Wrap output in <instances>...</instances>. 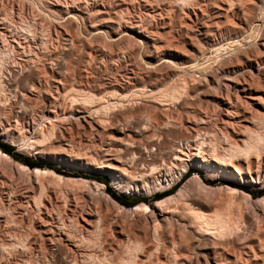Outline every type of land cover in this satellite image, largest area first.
I'll return each instance as SVG.
<instances>
[{
  "label": "rangeland",
  "instance_id": "1",
  "mask_svg": "<svg viewBox=\"0 0 264 264\" xmlns=\"http://www.w3.org/2000/svg\"><path fill=\"white\" fill-rule=\"evenodd\" d=\"M226 1L0 0V50L9 54L6 64L14 73L12 82L16 89V94L0 96V142L12 148L11 153H5L32 170L50 169L66 177L98 183L113 199L97 192L94 186L80 189L81 186L69 185L70 203L74 206L79 202L72 215L71 207L63 206V209L57 187L50 185L43 207L47 209L49 201L54 200L61 210L55 209L57 212L48 216L41 207L42 214L32 199L39 191L37 178L15 163L0 160V264H122L131 254L128 248L132 240H139L143 246L135 264H171L174 260L182 264H264V204L258 200L264 197V192L253 196L247 191L264 189V150L250 154V158L237 156L227 166L213 158L214 151L220 156L227 155L230 144L237 141L232 130L234 125L226 123L227 118L216 102L226 99L228 93L232 95L234 82L239 79L247 78L254 88L263 89L264 79L258 80L256 69L250 72L248 60L259 62L261 59L264 2H257L258 6L251 10L247 1L243 12H248L243 13L238 10L236 0H229L235 7ZM74 88L105 99L99 98L103 103H97L90 110L82 109L80 104L70 101L76 96ZM114 89L121 94L109 97ZM259 93L262 94L256 92ZM232 98L237 101L236 93ZM99 108L100 111L108 108V117L90 118ZM45 114L53 117L58 126L56 136L33 149L29 147V140L40 136L49 126ZM101 119L106 127L103 121H98ZM181 134L188 135L189 142H182ZM24 135V141L13 142ZM113 137L133 144L130 151L116 149ZM147 138L157 140L161 146L149 147ZM109 144L116 146H112V156L105 155L108 152L104 154L103 148ZM164 144H174L177 155H182L180 160L171 157L164 161L162 154L168 151ZM134 153L136 163L126 161V171L117 178L125 186L114 183L118 172L96 168L119 155L129 160ZM156 156L159 166L152 171L150 164L157 160ZM17 157L46 165L29 167ZM238 166L243 178L235 171ZM144 170L147 175L141 174ZM189 170V175L179 182ZM107 186L119 196L140 199L134 205H123L107 192ZM181 189L182 196L188 197L178 196ZM229 189L238 192L231 193ZM168 197L173 198L161 207L167 208L165 212H175L168 213L167 221L161 222L155 231L159 213L155 206ZM185 201L192 207L186 206ZM230 201L240 212L234 225L225 227L221 233L213 227L205 230L207 234L202 230V236L192 233L190 226L197 223L200 210L208 214L207 220H212L211 215L218 209H228ZM139 204H147L148 210H132ZM99 213L103 218L100 240L91 239L86 231L82 232L86 225L82 218L91 214L99 216ZM43 226L49 235L41 233ZM68 233L70 237H78L67 242L65 234ZM80 237L82 242L77 241ZM86 239L92 240V244H83ZM51 240L68 246L81 242L85 248L69 250L65 258ZM147 246L152 252L157 248L152 261L145 258L150 251Z\"/></svg>",
  "mask_w": 264,
  "mask_h": 264
},
{
  "label": "bare ground",
  "instance_id": "2",
  "mask_svg": "<svg viewBox=\"0 0 264 264\" xmlns=\"http://www.w3.org/2000/svg\"><path fill=\"white\" fill-rule=\"evenodd\" d=\"M190 1V0H189ZM247 1H249L248 3H247ZM223 2H224V0H223ZM229 3V5H232L233 3L231 2V1H226V3ZM231 2V3H230ZM235 2V1H234ZM257 2H259V3H261L262 2V0H236V6L238 7V10L239 11H242L243 12V10H245V8H247L246 7V3H247V5H249L250 6V9L251 10H255V8L254 7H256V4H257V6H258V3ZM263 2H264V0H263ZM225 3V4H226ZM235 3L233 4V7H235L234 5H235ZM183 4V3H182ZM249 6H248V8H249ZM261 6V5H260ZM232 7V8H233ZM223 8V7H222ZM222 8H220V9H222ZM230 8H231V6H230ZM229 8V9H230ZM228 9V8H227ZM54 10V9H53ZM223 10L224 11H227L226 9H224L223 8ZM233 10V9H232ZM235 10V9H234ZM249 10V9H248ZM262 10H264V9H262ZM51 11H52V9H51ZM231 11V10H230ZM237 11V10H236ZM244 12H248V11H244ZM243 12V13H244ZM252 12V11H251ZM262 13V12H261ZM234 14H235V12H234ZM246 14V13H245ZM249 14V13H248ZM247 14V15H248ZM239 15V14H238ZM252 15V14H251ZM229 16V15H228ZM231 16V15H230ZM234 16V15H233ZM242 16H244V15H242ZM246 16V15H245ZM249 16H250V14H249ZM255 16H256V14H255ZM241 17V16H240ZM252 17V16H251ZM264 17V16H263ZM71 18V17H70ZM229 18V17H228ZM248 18V17H247ZM228 20H230V19H228ZM232 20H234V19H232ZM244 20H245V17H244ZM71 22V21H70ZM228 22V21H227ZM231 22V21H230ZM246 22V21H245ZM225 24H227V23H225ZM221 25V24H220ZM241 25H243V23L241 24ZM240 26V25H239ZM225 28V27H224ZM244 28V27H243ZM263 32V31H262ZM129 34V33H128ZM263 34V33H262ZM262 36V35H261ZM260 51H261V53H259V55L261 54L262 55V57H261V55L259 56V58H261V59H259L260 61L258 62L257 60V62L256 61H251L250 59L248 60V67L250 68V72L251 71H253V69H256L257 70V73H255L256 74V76L258 77V80H259V78L262 80V79H264V37H261V39H260ZM259 48V47H258ZM227 49V48H226ZM259 50V49H258ZM8 56H9V54H7L5 51H3V50H0V96H4V95H6V90H5V85H4V83H3V81H2V75H1V69H2V67H3V65L6 63V61H7V59H8ZM258 59V58H257ZM200 69V68H199ZM202 69V68H201ZM204 69H206V68H204ZM30 70V69H29ZM33 71V70H32ZM25 72V71H24ZM33 72H31V74H32ZM35 73V72H34ZM61 73V72H60ZM30 74V73H29ZM212 76V75H211ZM239 78V77H238ZM32 79V78H31ZM247 79V78H246ZM245 78L244 79H239L238 81H236V82H234V86H233V90H234V95L232 94H230V93H228V94H226V99H222L221 98V100H218L216 103H217V105H218V109L221 111V114L222 115H225L226 116V123H232V126L234 125V127H233V133H234V136H235V138L234 139H237V141H236V143L234 144V145H231L230 144V146H231V149H230V151L228 150V149H226V150H228L227 152H228V154L227 155H225V156H223V154H222V156H220L219 154H216V152L214 151V154H213V158H215L214 160L215 161H217L218 163H220V164H223V165H225V166H227V164H231V163H233V159H235V157H237V156H243V157H248V158H250L249 156H251L253 153L255 154L256 152L258 153V151H260V149L261 150H264V148L262 149V147L264 146V85L262 84V87L261 88H263V89H261V90H258V89H260V88H258V89H256V88H254V85H252V83L250 84L247 80H246ZM257 80V81H258ZM260 80V81H261ZM34 81V80H33ZM232 81V80H231ZM255 81V80H254ZM264 80H262V82H263ZM28 83V82H27ZM254 83V82H253ZM259 83V82H258ZM257 83V84H258ZM29 85V84H28ZM259 85H261L260 83H259ZM259 85H258V87H259ZM197 88V87H196ZM192 91V90H191ZM195 91V90H194ZM261 92L262 94H256V92ZM73 92L75 93L74 95H76V96H74V97H72L71 98V100L70 101H72L74 104H80L81 106H82V109L84 108L85 110L87 109V110H90V107H94V105L96 106L97 105V103H99L100 102V100L101 99H105V97L104 98H101V97H99V98H101V99H99L97 96H96V94L95 93H91V92H85L84 90H79V89H73ZM72 92V93H73ZM119 92V91H118ZM117 92V90L115 91V89H114V91H111L109 94V97H112L113 96V98H114V96H117V95H119V94H121V93H118ZM233 92V91H232ZM255 92V93H254ZM235 93H236V100L237 101H234L233 99L234 98H232L233 96H235ZM174 94V93H173ZM108 95V94H107ZM151 95V94H150ZM104 96V95H103ZM123 96V95H122ZM181 96V95H180ZM6 97V96H5ZM15 97V96H14ZM106 97H108V96H106ZM147 97V96H146ZM184 97V96H183ZM7 98V97H6ZM12 98V97H11ZM164 98V97H163ZM181 98V97H180ZM112 99V98H111ZM123 99V98H122ZM170 100V99H169ZM249 100H251V101H249ZM103 101V100H102ZM101 101V102H102ZM161 101V100H160ZM188 101V100H187ZM100 102V103H101ZM108 102V101H107ZM152 102V101H151ZM189 102V101H188ZM99 103V104H100ZM103 103V102H102ZM155 103V102H154ZM251 104V106H250V104ZM5 104H7V103H5ZM158 104V103H157ZM2 105V104H1ZM4 105V104H3ZM5 106V105H4ZM22 106H24V104L22 105ZM78 106V105H77ZM253 107L254 109H250V107ZM104 107V106H103ZM102 107V108H103ZM156 107H158V106H156ZM24 109H25V107H23ZM101 108V107H100ZM99 108V110L98 111H96L95 113H91V115L89 116L90 118H96V117H98V118H96V119H100L99 118V116L100 115H102V116H104V117H106L107 116V110H108V108H106V110L104 109V110H102V111H100L101 109ZM5 109V108H4ZM92 109V108H91ZM155 109V108H154ZM158 109H159V107H158ZM112 110V109H111ZM110 110V111H111ZM53 111V110H52ZM78 111V110H77ZM94 111V110H93ZM100 111V112H99ZM51 112V111H50ZM80 112V111H79ZM2 114V113H1ZM86 114V113H85ZM46 115V114H45ZM47 116V115H46ZM48 117V116H47ZM101 117V116H100ZM108 117V116H107ZM46 118V117H45ZM53 118V117H52ZM51 117H48V118H46L47 120H46V122L49 124V126H46L47 128L46 129H44L45 131L41 134V132H40V136H37L35 139H33V140H29V147H31V148H36L37 146H42V145H44V144H46V143H48L49 141H51V139H53V138H55V134H56V130H58V126H57V124L53 121V119H52ZM57 118V117H56ZM55 118V119H56ZM85 118V117H84ZM110 118V117H109ZM112 118V117H111ZM152 118V117H151ZM86 119V118H85ZM108 119V118H107ZM113 119V118H112ZM88 120V119H87ZM174 120V119H173ZM224 120V122H225V118L223 119ZM222 120V121H223ZM98 121H103V123H104V120L103 119H101V120H98ZM97 121V124L99 125V122ZM88 122V121H87ZM95 122V121H94ZM96 123V122H95ZM113 123V122H112ZM115 123V122H114ZM47 124V125H48ZM91 124V123H90ZM105 124V123H104ZM173 124V123H172ZM106 125L107 124H105V127H106ZM229 125V124H228ZM94 126V125H93ZM167 126V125H166ZM165 126V127H166ZM101 127V126H100ZM111 128H112V126H110ZM118 127H120V126H118ZM227 127V126H226ZM230 127H231V125H230ZM91 128H93V127H91ZM95 128V127H94ZM147 128V127H146ZM149 128V127H148ZM96 129V128H95ZM109 129V128H108ZM158 129V128H157ZM200 129V128H199ZM106 130V129H105ZM121 130V129H120ZM43 131V130H42ZM148 131V130H147ZM201 131V130H200ZM208 131V130H207ZM139 132V131H138ZM198 132V131H197ZM205 132V131H204ZM92 133V132H91ZM99 133V132H98ZM162 133V132H161ZM208 133H209V131H208ZM158 134V133H157ZM178 134V133H177ZM189 134V133H188ZM203 134V133H202ZM110 135V134H109ZM113 135V134H112ZM225 135V134H224ZM179 136H180V134H179ZM181 136H182V134H181ZM190 136H192V135H190ZM198 136V135H197ZM205 136V135H204ZM209 136V135H208ZM130 137V136H129ZM26 137H25V135H24V137L22 136V138L21 139H18V140H13V142H15V143H17L18 141L20 142H22V140L24 141V139H25ZM181 138V137H180ZM190 138H192V137H190ZM64 139H65V137H64ZM113 139V141H114V143H115V145L117 146V148L116 149H118V147H121L122 148V150H123V148H125L126 150H128V149H130L129 147L130 146H132L131 145V143L128 141V140H124L123 138H119V139H117L116 137L114 138H112ZM121 139H122V141H121ZM148 139V138H147ZM177 139H179V137L177 138ZM130 140V139H129ZM189 140V136L187 135V136H182V142H189L188 141ZM26 141V140H25ZM150 140L148 139L147 140V142H148V146L149 147H160L161 145L159 144V143H156L157 142V140H156V142L154 141V139H152L150 142H149ZM177 141V140H176ZM192 141V140H191ZM233 141V140H232ZM135 142V141H134ZM203 142H204V140H203ZM203 142H202V144H203ZM110 143V142H109ZM111 143H113L112 142V140H111ZM179 143V142H178ZM185 143V145H188V144H186ZM197 143V142H196ZM206 143V142H205ZM136 144V143H135ZM139 144H142V142L141 143H139ZM143 144H144V142H143ZM201 144V145H202ZM207 144V143H206ZM206 144H204V145H206ZM108 145V144H107ZM114 145V144H113ZM112 145V146H113ZM114 145V146H115ZM199 145H200V143H199ZM198 145V146H199ZM200 145V146H201ZM110 146V147H109ZM109 146L108 147H106V149H104L103 148V150H104V154H105V152L107 153L108 152V154H105V155H108V156H112V155H110L111 153V151L112 152H114L113 150V148H112V146H111V144H109ZM115 146V147H116ZM137 146V145H136ZM146 146H147V144H146ZM166 149H168V151L165 153L164 151V155L162 154V156H164L163 158H164V161H166L165 159H170L171 157H175V160H180V158L179 157H181V156H178L177 155V153L175 152L176 151V148H175V146H174V144L172 145V146H169V145H167V144H164L163 145ZM173 146H174V148H173ZM177 147H178V145H176ZM191 146V145H190ZM163 147V148H164ZM180 147V146H179ZM136 148V147H135ZM139 148V147H138ZM37 149V148H36ZM116 149H115V152H117L116 151ZM141 149V148H140ZM144 149V148H143ZM157 149V148H156ZM170 149H171V152H170ZM201 149V148H200ZM65 150H66V148H65ZM68 150V149H67ZM103 150H101V151H103ZM122 150H120L119 149V151H122ZM126 150H124V152L126 151ZM160 150V149H159ZM180 150H182V149H180ZM128 151H130V150H128ZM134 151H135V149H134ZM147 151V150H146ZM145 151V152H146ZM68 152V151H67ZM139 152V151H138ZM144 152V151H143ZM148 152V151H147ZM169 152V153H168ZM178 152H180L179 150H178ZM226 152V153H227ZM262 152H264V151H262ZM262 152H260V153H262ZM102 153V152H101ZM121 154H123L122 152H120ZM119 153V154H120ZM151 153V152H150ZM97 154H99V153H97ZM114 154V153H113ZM116 154V155H115ZM114 155L115 156H117V154L118 153H115ZM124 154H126V152L124 153ZM159 154V153H158ZM203 154V153H202ZM251 154V155H250ZM264 154V153H263ZM132 155V154H131ZM153 155V154H152ZM259 155V154H258ZM258 155H256L257 157H258ZM261 155V154H260ZM82 158H83V156L82 155H80ZM87 156V155H86ZM91 156H93V155H91ZM91 156H90V158H91ZM100 156V155H99ZM102 156H103V154H102ZM130 156V155H129ZM161 156V155H160ZM253 156V155H252ZM251 156V157H252ZM139 157V156H138ZM141 157V156H140ZM212 157V156H211ZM77 159H78V157H76ZM89 158V157H88ZM89 158V159H90ZM93 158V157H92ZM101 158V157H100ZM147 158V157H146ZM156 158H157V156H156ZM160 158H162V157H160ZM241 158V157H240ZM256 158V157H255ZM259 158V157H258ZM81 159V158H80ZM85 159V158H84ZM86 159H87V157H86ZM126 159V156L125 155H119V157H116V158H109V159H107L108 160V162H106V163H104V164H100V165H97L96 166V168H98V169H104V170H110V171H115V172H118V174H116L115 175V177L113 178V181H114V183L115 184H117V186H125V183H124V181H120V180H118L117 178H119V176H121L122 174H124V171H126L125 169H124V163L126 162V161H128V162H135V160H136V154L134 153L133 154V156H132V158L130 159V157L128 158L129 160H125ZM243 159V158H242ZM0 160H2V161H4V162H6L7 164L9 163H15L16 165H18V167L19 168H21V169H23L24 171H27V173H31V174H33L36 178H37V180H38V182H37V185H38V192L35 194V196L32 198L33 200H34V205H35V208H37V210H38V212H42V209H41V207H43L44 206V198H45V196H48L47 195V189H48V187L51 185H53L54 187H57V190H58V193L57 194H59L60 196L59 197H61L62 198V200H63V204L64 205H62V207L63 206H65V207H71L70 208V213L72 214V215H74L75 213H74V209H75V207H77V204L79 203V202H76V203H74L73 205L74 206H72V204L70 203L71 202V197H70V194H69V192H70V190L72 189L69 185H72L73 187L74 186H81V188L80 189H82V186H84V187H88V186H94V189H96L97 190V192H100L103 196H107L108 197V199L110 198L111 200H113L105 191H104V189H103V186L102 185H100V184H98V183H91V181H88V180H86V179H83V178H70V177H66V176H63V175H61V174H58V173H56L55 171H53V170H50V169H40V168H37V169H34V170H32V169H29L27 166H25V165H23V164H19V163H16L13 159H12V157H10L9 155H7L5 152H3L1 149H0ZM79 160V159H78ZM100 160V159H99ZM106 160V159H105ZM138 160V159H137ZM136 160V161H137ZM141 160V159H140ZM161 160V159H160ZM247 160V159H246ZM249 160V159H248ZM252 160V159H251ZM258 160V159H257ZM94 161V160H93ZM163 161V160H162ZM164 161H163V164H165L164 163ZM174 161V160H173ZM185 161V160H184ZM183 161V162H184ZM212 161V160H211ZM236 161H237V159H236ZM72 163L71 164H74V161H71ZM103 162V161H102ZM101 162V163H102ZM159 162L160 161H158V158H157V160H154V162H152L151 161V164H150V169L153 171L154 169H158L157 167L159 166ZM182 162V161H181ZM182 162V163H183ZM251 162V161H250ZM260 162V161H259ZM258 162V163H259ZM70 163V162H69ZM91 163V162H90ZM136 163V162H135ZM150 163V162H149ZM167 163V162H166ZM236 163V162H235ZM94 164H96V162L94 163ZM127 164H129V163H127ZM162 164V165H163ZM169 164V163H168ZM175 164V163H174ZM77 165V164H76ZM126 165V164H125ZM172 165V164H171ZM186 165V164H185ZM250 165V164H249ZM248 165V166H249ZM129 166V165H128ZM133 166V165H132ZM168 166V165H167ZM229 166V165H228ZM183 167V166H182ZM185 167H188V166H184V168ZM147 168V167H146ZM145 168V169H146ZM183 168V169H184ZM144 168L142 167V170H143ZM165 169V168H164ZM169 169V168H168ZM128 170V169H127ZM149 170V169H148ZM185 170V169H184ZM184 170H182V171H184ZM138 171V170H137ZM156 171V170H155ZM162 171V170H161ZM169 171H170V169H169ZM235 171H236V173L237 174H239L240 175V177H242V169H241V167L239 168V166L236 168L235 167ZM128 172V171H127ZM213 172V171H212ZM147 173V171L146 170H144L143 172H141V174L142 175H145ZM150 173H152V172H150ZM174 174V173H173ZM147 175V174H146ZM153 175V174H152ZM127 176V175H126ZM129 176V175H128ZM154 176V175H153ZM143 177V176H142ZM150 177H151V175H150ZM243 178V177H242ZM129 179V178H128ZM179 179V178H178ZM254 178L252 177V179L251 180H253ZM133 181V180H132ZM127 183V182H126ZM191 184V183H190ZM160 185V184H159ZM203 185V184H202ZM203 187V186H202ZM75 188V187H74ZM89 188V187H88ZM126 188L128 189V187L126 186ZM185 188V187H184ZM204 188H206L205 186H204ZM70 189V190H69ZM78 189V188H77ZM92 189V188H91ZM90 189V190H91ZM187 189V188H186ZM182 190V189H181ZM180 190V194L178 195V196H181V197H183L182 195V192H184V190H182L181 191ZM230 190V192L232 193V192H238L237 190H231V189H229ZM72 191V190H71ZM207 191V190H206ZM75 192V191H74ZM186 192V191H185ZM73 193V192H72ZM234 193V194H235ZM242 194H244V195H246V196H248L249 197V195H247V194H245V193H242ZM244 195H242V196H244ZM51 196V195H50ZM57 196V195H56ZM58 197V196H57ZM75 197V196H74ZM106 197V198H107ZM186 197H188V196H186ZM186 197H183V198H186ZM245 197V196H244ZM173 197H168V198H166V199H164V200H162V201H158L157 202V204H156V209L159 211V213H158V216H157V221L156 222H158V225H157V223H156V226L154 227V225H153V227L155 228L154 230L156 231L157 229H158V227L160 226V223L161 222H163L164 223V221H167L166 220V215L168 214V213H170V212H165L166 211V209L165 210H163L162 209V207H163V205H167L166 203L165 204H163L164 202H168V201H170L171 199H172ZM191 198V197H190ZM46 199H47V197H46ZM51 199V198H50ZM50 199H48V200H50ZM55 199L57 200V199H59V198H56L55 197ZM77 199H78V197H77ZM175 199V198H174ZM61 200V201H62ZM76 200V199H75ZM74 200V201H75ZM80 200V199H79ZM78 200V201H79ZM178 200V199H177ZM176 200V201H177ZM181 200V199H180ZM180 200H179V204H180ZM187 200V199H186ZM190 200H192V199H190ZM259 200V202L263 205L264 204V197L263 198H261V199H258ZM52 201H54V200H52ZM50 202L49 201V207L47 206V209L45 208V207H43L46 211H47V214L49 213H55V212H57V210H55V209H58L59 208V210H58V212H60V210H61V208L60 207H58V205L57 204H54L53 202ZM182 201V200H181ZM184 201V200H183ZM113 202V201H112ZM115 202V201H114ZM175 202V201H174ZM178 202V201H177ZM116 203V202H115ZM114 203V204H115ZM182 203V202H181ZM163 204V205H162ZM186 206H191V203L190 202H188V201H185V203H184ZM242 204V203H241ZM80 205V204H79ZM116 205H118L119 207H123V206H120L118 203H116ZM161 205H162V207H161ZM172 204H170V206H171ZM177 205H178V203H177ZM237 205V204H236ZM175 206V205H174ZM73 207V208H72ZM173 207V206H172ZM183 207V206H182ZM192 207V206H191ZM190 207V208H191ZM240 207H241V205H240ZM124 208V207H123ZM147 209L148 210V205L147 204H139V205H137L135 208H133L132 210H137L138 211V209ZM171 208V207H170ZM176 208V206L174 207V209ZM181 208V207H180ZM63 209H64V207H63ZM66 209V208H65ZM173 209V210H174ZM178 209V208H177ZM134 210V211H135ZM172 210V211H173ZM186 210V209H185ZM193 210V209H192ZM239 210H240V208H239ZM170 211V210H169ZM171 211V212H172ZM188 211V210H187ZM62 212V211H61ZM99 211H97V213H98ZM143 212V211H142ZM174 212H175V210H174ZM174 212H172V213H174ZM185 212V211H184ZM190 212V211H189ZM45 213V212H44ZM89 213V212H88ZM172 213H170V214H172ZM193 213V212H192ZM195 213H196V211H195ZM240 213V212H239ZM238 209L235 207V205L230 201L229 202V205H228V209H226V210H221V209H218V210H216L215 211V215H211L213 218H212V220H207L208 219V214H206L205 212H203L202 210H200L199 211V214H198V212H197V214H198V221H197V223L196 224H191L192 226H190L191 228H193V231H192V233H195V235L197 236V235H201L202 236V230H207V229H209V228H217L218 230H219V232L220 231H222L225 227H227L228 228V226L229 225H234V223H235V221H237V216H238ZM42 214H43V212H42ZM49 214H48V216H49ZM62 214V213H61ZM176 215L178 214V213H175ZM174 214V215H175ZM63 215V214H62ZM67 215V214H66ZM180 215V214H179ZM182 215V214H181ZM180 215V216H181ZM51 216V215H50ZM80 216V215H79ZM89 217L88 218H86V217H83L82 218V220L85 222V230L84 229H82V232H84V231H86L90 236H91V239H98V238H100V235H101V232H102V226H101V224H102V217H101V215H100V213H99V216L97 215V214H91V215H88ZM239 216H241V215H239ZM59 217V216H58ZM62 217V216H61ZM75 217V216H74ZM210 217V216H209ZM60 218V217H59ZM173 218V217H172ZM184 218V217H183ZM190 218V217H189ZM193 218V217H192ZM210 219V218H209ZM239 219V218H238ZM191 221H192V219H190ZM77 221V220H76ZM190 221V222H191ZM239 221V220H238ZM49 222V221H48ZM64 222H65V220H64ZM75 222V221H74ZM172 222V221H171ZM186 222V221H185ZM66 223V222H65ZM73 223V221H71V224ZM76 223V222H75ZM194 223V222H193ZM44 224V223H43ZM62 224H63V222H62ZM70 224V226H72ZM80 224V223H79ZM167 224H168V222H167ZM190 224V223H189ZM75 225V224H74ZM73 225V226H74ZM174 225V224H173ZM186 225V224H185ZM57 226V225H56ZM76 226V225H75ZM75 226L74 227H72V228H74V230H75ZM83 226V225H82ZM163 226V225H162ZM84 227V226H83ZM82 227V228H83ZM189 227V228H190ZM66 228V227H65ZM71 228V227H70ZM161 228V227H160ZM159 228V229H160ZM163 228V227H162ZM172 228V227H171ZM231 228V227H230ZM236 228H237V226H236ZM235 228V229H236ZM41 230V233L43 232V233H45V235H49L50 234V232L48 233V231L46 230V226H43V227H41L40 228ZM52 229V228H51ZM60 229V228H59ZM80 230V229H79ZM192 230V229H191ZM224 230H226V228L224 229ZM228 230V229H227ZM124 231V230H123ZM158 231V230H157ZM160 231V230H159ZM188 231V230H187ZM208 231V230H207ZM207 231H205V233L207 232ZM216 231V230H215ZM230 231V230H229ZM57 232V231H56ZM55 232V233H56ZM64 232V231H63ZM72 232H74V231H72ZM77 232V231H76ZM80 232V231H79ZM214 232V231H213ZM224 232H228V231H224ZM223 232V233H224ZM53 233V232H52ZM51 233V234H52ZM156 233V232H155ZM217 233V232H216ZM221 233V232H220ZM221 234L220 236H222V235H224V234ZM260 233V232H259ZM60 234V233H59ZM70 233H68V235H69ZM74 234H75V232L73 233V236H74ZM82 234V233H81ZM81 234H79V236L81 235ZM84 234V233H83ZM157 234V233H156ZM207 234V233H206ZM214 234V233H213ZM212 234V235H213ZM227 234V233H226ZM225 234V235H226ZM68 235H66L65 234V236L66 237H68L67 238V242H73L71 239H72V237H70V235L68 236ZM78 235V234H77ZM211 235V234H210ZM216 235V234H215ZM231 235H232V233H231ZM62 236V235H61ZM81 236H83V235H81ZM84 236H85V234H84ZM155 236V235H154ZM191 236H194V235H191ZM207 236V235H206ZM78 236H75V237H73L75 240H76V238H77ZM156 237V236H155ZM190 237V236H189ZM41 238H43V236L41 237ZM52 238V237H51ZM62 238V237H61ZM85 238H88V237H85ZM159 239H160V237H158ZM21 239V238H20ZM25 239H27V238H25ZM46 239H48V238H46ZM45 239V237H44V240H46ZM55 239V238H54ZM73 239V240H74ZM159 239L157 240V241H159ZM183 239V238H182ZM197 239V238H196ZM23 240V239H22ZM50 240V239H49ZM48 240V241H49ZM53 240V239H52ZM51 240V241H52ZM60 240V239H59ZM59 240L57 241L56 240V242L54 243V241H52V244L54 245V247H56V250L58 251V253L59 254H61V256L62 255H64L65 256V258H66V255L68 254V251L69 250H75V251H81L82 249H84L85 247L83 246L82 247V244H79V243H81L82 242V240H83V238H81L80 237V239L78 240L77 239V241H81V242H79V243H77L76 241L74 242V243H71V244H69V246L68 245H63L61 242H59ZM98 240H100V239H98ZM190 240V239H189ZM20 241V240H19ZM62 241V240H61ZM64 241V240H63ZM88 241H90V242H87V239H86V242H85V240L83 241L84 243L83 244H85V243H88V244H92V240H88ZM133 241V240H132ZM132 241H130L131 243H130V248H128V250L129 251H131L130 253V256H128L129 258L127 259V260H123L124 262L122 263V264H135V260L137 259V256L143 251L142 250V244H141V242L138 240V241H135V242H132ZM174 241V240H173ZM23 242V241H22ZM94 242H96V240H94ZM183 242V241H182ZM17 243H19V245H24L23 243H21V242H17ZM47 243V242H46ZM129 243V242H128ZM143 243V242H142ZM147 243V242H146ZM158 243V242H157ZM177 243V242H176ZM87 244V245H88ZM95 244H97V243H95ZM103 244V243H102ZM159 244V243H158ZM174 245V244H173ZM176 245H179V244H176ZM176 245H175V247H176ZM16 246V245H15ZM86 246V245H85ZM149 246V245H148ZM148 246H147V248H148ZM17 247H18V244H17ZM22 247V246H21ZM24 247V246H23ZM82 247V248H81ZM88 247H89V245H88ZM87 247V248H88ZM91 247V246H90ZM97 247V246H96ZM129 247V246H128ZM162 247V246H161ZM174 247V246H173ZM263 247H264V245H263ZM160 248V247H159ZM177 248V247H176ZM148 249H150V248H148ZM157 249V248H156ZM155 249V251H153L152 252V250L150 249V251H149V253L147 252V254H148V257H145V258H147V259H151V257H152V255H153V253H155V252H157V250ZM175 249V248H174ZM182 249V248H181ZM263 249V248H262ZM86 250V249H85ZM97 250V249H96ZM162 250V249H161ZM166 250V249H165ZM128 251V252H129ZM148 251V250H147ZM159 251V250H158ZM70 252V251H69ZM73 253H74V251H72ZM77 253V252H76ZM82 253V252H81ZM84 254V253H83ZM142 254V253H141ZM58 255V254H57ZM82 255V254H81ZM86 255H88V254H86ZM129 255V254H128ZM145 255V254H144ZM154 257V256H153ZM70 258V257H69ZM260 258V257H259ZM126 259V258H125ZM106 260H107V258H106ZM109 260V259H108ZM160 260V259H159ZM178 260V259H177ZM242 260V259H241ZM151 261H152V259H151ZM173 261V260H172ZM102 262V261H101ZM144 262H148V261H144ZM160 262V261H159ZM190 262V261H189ZM149 263V262H148ZM162 262H160V263H158V264H161ZM164 263V262H163ZM162 263V264H163ZM247 263V262H246ZM96 264V263H95ZM171 264H182L181 262H176L175 260L173 261V263H171Z\"/></svg>",
  "mask_w": 264,
  "mask_h": 264
},
{
  "label": "trees",
  "instance_id": "3",
  "mask_svg": "<svg viewBox=\"0 0 264 264\" xmlns=\"http://www.w3.org/2000/svg\"><path fill=\"white\" fill-rule=\"evenodd\" d=\"M0 148L4 151V152H7V153H11L12 151V148L11 146L7 145V144H3L0 142ZM21 162H23L24 164L28 165L29 167H33V168H36V167H41V166H44L46 164H44L43 162H40L38 160H32V159H29V158H21V157H17ZM57 172H61L59 169H55ZM191 171H187L182 177L181 179L179 180V182L183 181L190 173ZM106 181V180H105ZM106 190L107 192L112 196L114 197L118 202H120L121 204L123 205H126V206H131V205H134L138 202V199L140 198H137V197H132V196H119L115 193L114 190H112L109 186L106 187ZM250 194H252L253 196H255L256 194H260V193H263L264 192V189L262 190H257V191H250V190H247ZM156 197H159V195H156ZM145 200H147L146 198H144Z\"/></svg>",
  "mask_w": 264,
  "mask_h": 264
},
{
  "label": "built area",
  "instance_id": "4",
  "mask_svg": "<svg viewBox=\"0 0 264 264\" xmlns=\"http://www.w3.org/2000/svg\"><path fill=\"white\" fill-rule=\"evenodd\" d=\"M7 63V61H6ZM4 64L1 69V75H2V81L5 85L6 95H9L11 93L16 94V89L14 88V84L12 82V78L14 77V73L7 67V64Z\"/></svg>",
  "mask_w": 264,
  "mask_h": 264
}]
</instances>
